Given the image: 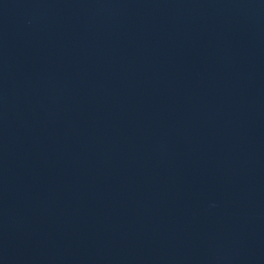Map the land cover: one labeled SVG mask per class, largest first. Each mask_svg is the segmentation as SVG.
<instances>
[{
    "label": "water",
    "instance_id": "95a60500",
    "mask_svg": "<svg viewBox=\"0 0 264 264\" xmlns=\"http://www.w3.org/2000/svg\"><path fill=\"white\" fill-rule=\"evenodd\" d=\"M0 264H264V0H0Z\"/></svg>",
    "mask_w": 264,
    "mask_h": 264
}]
</instances>
